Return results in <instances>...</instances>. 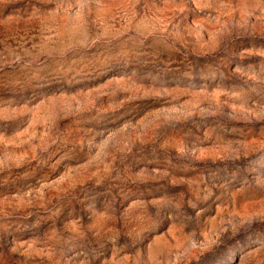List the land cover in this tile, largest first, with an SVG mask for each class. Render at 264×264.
<instances>
[{
	"label": "rangeland",
	"instance_id": "rangeland-1",
	"mask_svg": "<svg viewBox=\"0 0 264 264\" xmlns=\"http://www.w3.org/2000/svg\"><path fill=\"white\" fill-rule=\"evenodd\" d=\"M0 264H264V0H0Z\"/></svg>",
	"mask_w": 264,
	"mask_h": 264
}]
</instances>
